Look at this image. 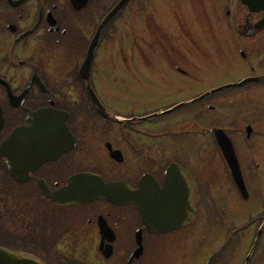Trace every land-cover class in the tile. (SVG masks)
Here are the masks:
<instances>
[{
  "label": "flooded vegetation",
  "instance_id": "1",
  "mask_svg": "<svg viewBox=\"0 0 264 264\" xmlns=\"http://www.w3.org/2000/svg\"><path fill=\"white\" fill-rule=\"evenodd\" d=\"M118 1L0 0V248L41 264H183L198 254L199 237L208 230L219 238L210 251L215 254L211 264H231L229 172L224 168L218 180L210 167L200 173L203 157L193 155L195 145L177 124L153 129L146 114H123L104 99L107 91L97 80L105 35L115 38L111 24L125 9H134V0L101 29L89 79L78 74L99 23ZM231 1L223 0L225 13L239 11L240 17L228 38L230 51L249 72L241 79L254 78L240 87L241 109L264 115V26L255 27L264 19V8ZM30 138L52 154L36 157L30 151L34 145L23 143ZM80 174L127 186L131 201L53 202L49 194L60 193ZM158 192L160 206L150 202ZM248 193L249 198V187ZM142 202L145 221L138 207ZM152 209L161 210L162 226L176 228H149L157 215L151 216ZM263 212L259 222L264 225ZM244 225L233 237L240 243L247 238ZM257 245L253 251L262 249Z\"/></svg>",
  "mask_w": 264,
  "mask_h": 264
},
{
  "label": "rangeland",
  "instance_id": "2",
  "mask_svg": "<svg viewBox=\"0 0 264 264\" xmlns=\"http://www.w3.org/2000/svg\"><path fill=\"white\" fill-rule=\"evenodd\" d=\"M209 2L134 0V9L130 10L133 12L130 13L127 8L113 20L109 31L115 30V38L112 39L109 33L105 35L101 57L103 65L98 66V70L102 71L96 74L100 86L107 91L104 99L121 109L123 114H147L239 81L248 74L241 60L230 51L228 40L237 21L239 23V11L237 16L234 13L227 16L223 0H216L214 6ZM179 36L181 39L178 42L176 37ZM155 37L157 42H151ZM240 91L239 87L225 89L211 94L200 103L151 120L153 129H159L166 123L177 124L183 138L188 139L190 145H195L194 149L198 152L194 151L193 155L203 157L200 158V173L210 167L216 180L223 179L225 166L219 153H212L216 147L208 130L221 126L231 136L251 195L247 200L240 201L232 182L231 201L228 203L231 226L226 229H237L245 223L250 225L244 232L247 238L241 239V243L233 238L229 246L231 264L244 263L256 231L263 223L260 224L259 218L264 209V126L260 127L264 115L242 111ZM114 93L119 98H112ZM206 105L214 109L208 111ZM196 109L202 110L196 115ZM200 112L204 113L202 119L197 117ZM246 124L253 128L249 138L245 133ZM259 193L261 200L256 195ZM208 232L204 230L199 237L198 254L184 259L183 264H203L210 251L218 246L217 231L215 238ZM262 235L257 245L262 249L253 251L248 264H264V232Z\"/></svg>",
  "mask_w": 264,
  "mask_h": 264
},
{
  "label": "water",
  "instance_id": "3",
  "mask_svg": "<svg viewBox=\"0 0 264 264\" xmlns=\"http://www.w3.org/2000/svg\"><path fill=\"white\" fill-rule=\"evenodd\" d=\"M127 2V0H120L118 4L106 15V17L103 19V21L100 23L99 28L97 33L95 34L89 50L87 52V56L85 60L83 61L79 74L82 78L87 79L89 78V70H90V65L93 57V53L95 51L98 38H99V31L100 29L113 17V15ZM242 3L247 4L251 6L253 9L255 8L254 6L256 4L261 5L264 8V0H241ZM257 27L261 28L264 26V20L261 21L259 24L256 25ZM253 79L248 78L241 80L239 82H234V83H229L223 86H220L218 88H215L213 90H210L206 94L200 96L199 98L204 97L205 95L221 91L226 88L230 87H240L242 86L245 82L251 81ZM91 94L92 100L94 103L98 104L97 99L93 97V94ZM197 98V99H199ZM184 103L177 104L176 106L165 110V111H160L158 113H154L151 116H156L158 114H163L170 112L180 106H182ZM99 109L101 110V107L99 105ZM39 115V114H37ZM36 115V116H37ZM57 117V116H56ZM51 118L52 121H58V118ZM66 117V116H65ZM35 119V117H34ZM34 121V120H33ZM247 133L249 134L251 132V128L248 126L246 129ZM213 133L216 139V142L218 144V147L220 148V151L222 153V156L227 163V166L230 170L231 176L233 181L235 182L236 187L238 188L239 192L244 198H247V191L245 188V184L243 181L241 169L237 160V157L234 152L233 145L231 143L230 138L225 134L224 130L221 128H215L213 129ZM16 137V134L14 135L13 139ZM22 139L24 137V134L22 132ZM16 141V140H14ZM24 145H34L30 147L31 153H34L36 157H44L47 155H51L52 152L49 149H44L43 146L35 145L36 141H34L32 138H30L28 141L23 140ZM23 154H27V152H23ZM40 161L37 160L36 164L39 163ZM35 164V165H36ZM125 187H122L118 183H107L104 184L101 179H96L92 177H88L87 175L80 174L77 176H74L69 179V184L60 192V193H53L49 194V197L52 199L53 202L59 204V203H72V204H82V203H87L90 201H93L94 199L98 197H102L105 200L110 201L111 203L115 204H127L131 201L132 193L129 190H124ZM126 189V188H125ZM156 197V198H155ZM152 203H156L157 206H160L162 202V195L161 193H156L154 197L150 200ZM144 203L142 202L141 204H138V207L140 209L141 215L143 220L145 221L146 219V212L147 210L144 209ZM156 215V221L154 224L149 225V228H153L156 230L160 231H167L173 228H176L175 225H167V226H162L161 224V210L160 209H152L150 211V214L152 217ZM261 230H259L258 235L260 234ZM214 259V255L210 257V259L206 262V264H211L212 260ZM0 264H40L37 261L26 258L23 256H20L15 253H11L9 251H6L2 248H0Z\"/></svg>",
  "mask_w": 264,
  "mask_h": 264
}]
</instances>
